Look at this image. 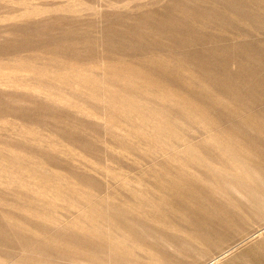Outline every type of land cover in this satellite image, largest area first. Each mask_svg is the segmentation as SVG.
I'll use <instances>...</instances> for the list:
<instances>
[{"label":"rangeland","instance_id":"1","mask_svg":"<svg viewBox=\"0 0 264 264\" xmlns=\"http://www.w3.org/2000/svg\"><path fill=\"white\" fill-rule=\"evenodd\" d=\"M0 264H264V0H0Z\"/></svg>","mask_w":264,"mask_h":264}]
</instances>
